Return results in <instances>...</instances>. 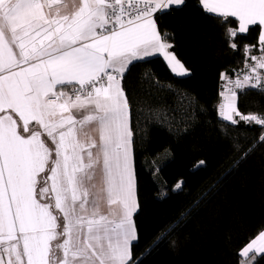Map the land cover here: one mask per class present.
<instances>
[{
  "label": "snow or ice",
  "instance_id": "1",
  "mask_svg": "<svg viewBox=\"0 0 264 264\" xmlns=\"http://www.w3.org/2000/svg\"><path fill=\"white\" fill-rule=\"evenodd\" d=\"M185 3L0 0V112L17 114L24 133L35 122L55 145L53 159L40 132L21 134L11 115H0V264H133L131 245L139 240L133 216L139 204L134 133L122 80L133 62L156 54H162L173 70L182 66L168 51L174 45L163 42L170 34L158 31L154 16ZM200 4L205 14L237 18L241 34L253 26L262 28L258 40L262 56L251 57L255 65L235 81L218 115L233 126L243 122L264 127V114L245 116L237 107L239 95L264 91L260 71L264 0H200ZM176 75L184 78L190 71ZM155 83L162 86L158 80ZM66 85L76 86L74 98L56 91ZM179 96L181 102L188 99L186 92ZM74 111L87 115L77 119ZM91 124L98 141L91 137L82 141L80 132ZM258 142H264V134ZM98 167L102 187L93 195L85 185L95 178ZM41 174L50 187L37 193ZM38 195L54 203L41 202ZM102 200L107 214L101 211ZM165 235L162 232L145 251ZM252 249L264 254V233L242 250L243 255Z\"/></svg>",
  "mask_w": 264,
  "mask_h": 264
},
{
  "label": "trees",
  "instance_id": "2",
  "mask_svg": "<svg viewBox=\"0 0 264 264\" xmlns=\"http://www.w3.org/2000/svg\"><path fill=\"white\" fill-rule=\"evenodd\" d=\"M154 19L190 75L179 78L154 55L133 62L122 80L139 204L133 264H240L239 251L264 228V127L233 126L218 113L224 78L249 72L251 57L262 56L260 26L241 34L236 18L205 14L200 0ZM237 107L264 114V91L239 95ZM254 257L250 264H264V254Z\"/></svg>",
  "mask_w": 264,
  "mask_h": 264
},
{
  "label": "crops",
  "instance_id": "3",
  "mask_svg": "<svg viewBox=\"0 0 264 264\" xmlns=\"http://www.w3.org/2000/svg\"><path fill=\"white\" fill-rule=\"evenodd\" d=\"M65 2H68V0H65ZM160 2H166V0H160ZM236 20H237V22H238V31H239V21H238V19L236 18ZM261 31H262V28L260 27V34H261ZM260 34H259V36H260ZM163 42H165V43H167V44H171L170 42H168V41H163ZM168 51H170V52H172V48H169L168 49ZM156 55H159V56H161L162 58H163V60L165 61V63L167 64V66H168V68L170 69V71L173 73V74H177V73H180V72H183V71H185V70H187L186 68H185V66L180 62V65H182L181 67H176L175 68V70H173V68H172V66L168 63V61L164 58V56L162 55V54H156ZM252 68V67H251ZM250 72V71H249ZM249 72H245V73H242V74H236L234 77H232V78H228V77H225L224 78V88H223V90H222V92H221V97H222V101H221V105H223L226 101H225V98H226V96L229 94V90L230 89H234V84H235V81L237 80V79H243L242 77L244 76V75H247ZM67 86V85H66ZM69 86H72V88L70 89V91L73 89V87H76L75 85H69ZM56 91L57 92H60V91H64L67 95H70L69 94V92L70 91H68V89L67 88H64V87H57V89H56ZM71 96H73V98H74V96L75 95H71ZM86 113H87V111H84V112H79V115H80V118L79 119H82L83 118V116L84 115H86ZM95 128H96V126L94 125V124H91V125H87L86 126V129H84V131L82 130L81 132H80V139L82 140V141H85V140H87L89 137H91V138H93V139H96L97 141H98V132L95 130ZM83 137V138H82ZM262 233H264V228L255 236V237H253L240 251H239V254H240V264H250L251 262H252V260H253V257L255 256V255H258V254H260V253H257L256 251H255V249H252L250 252H249V254H248V256L247 257H245L244 255H243V249L249 244V243H252L253 241H257L258 242V238H259V235L260 234H262Z\"/></svg>",
  "mask_w": 264,
  "mask_h": 264
},
{
  "label": "rangeland",
  "instance_id": "4",
  "mask_svg": "<svg viewBox=\"0 0 264 264\" xmlns=\"http://www.w3.org/2000/svg\"><path fill=\"white\" fill-rule=\"evenodd\" d=\"M0 115H11L12 118L17 122L18 129L21 131V134L30 135L31 132H33V131L40 132L41 133V139H43L45 141L46 145L53 152V159L55 158L54 157L55 145L51 142L50 138L47 137L46 133L43 132V129H41L38 124H36L35 122H31L29 124V132L28 133H24L23 132V121L20 120V118H19V116L17 114H15L13 112H0ZM73 115L76 116L77 119L80 118L79 112L74 111ZM86 115H87V113H86ZM84 129H86V126L84 127ZM84 129H83V131H84ZM93 152L95 154L96 149H93ZM50 167H51V165H49V168ZM48 174H50V172ZM38 179L40 180V183L38 184V187H37V193H39V189L42 188V187H46V186L50 187V182H49L48 185H45L43 183L44 174H41L38 177ZM85 186L88 187L90 193L93 194V195L102 187V172H101V169L99 167L95 170V178L92 181L87 182ZM38 199H40L41 202L54 203V201H45V200H43L42 198L39 197V195H38ZM90 199H91V197H90ZM100 207H101V211L104 214H107L108 209H107V204H106L105 201L102 200L100 202ZM60 242L61 241H56L55 243H60ZM57 255L58 256H62V253H57Z\"/></svg>",
  "mask_w": 264,
  "mask_h": 264
},
{
  "label": "built area",
  "instance_id": "5",
  "mask_svg": "<svg viewBox=\"0 0 264 264\" xmlns=\"http://www.w3.org/2000/svg\"><path fill=\"white\" fill-rule=\"evenodd\" d=\"M243 78V77H242ZM69 94L70 95H75V93L71 90L70 92H69Z\"/></svg>",
  "mask_w": 264,
  "mask_h": 264
}]
</instances>
